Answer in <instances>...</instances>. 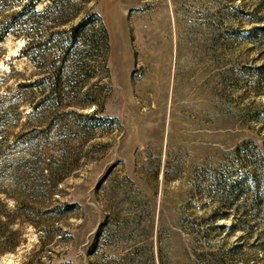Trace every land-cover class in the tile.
<instances>
[{"label": "rangeland", "instance_id": "374dc122", "mask_svg": "<svg viewBox=\"0 0 264 264\" xmlns=\"http://www.w3.org/2000/svg\"><path fill=\"white\" fill-rule=\"evenodd\" d=\"M0 264H264V0H0Z\"/></svg>", "mask_w": 264, "mask_h": 264}]
</instances>
